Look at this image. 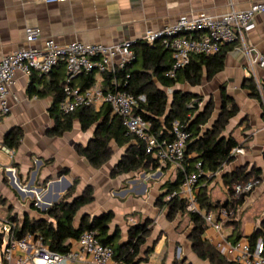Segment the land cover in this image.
I'll list each match as a JSON object with an SVG mask.
<instances>
[{
  "label": "crops",
  "instance_id": "crops-1",
  "mask_svg": "<svg viewBox=\"0 0 264 264\" xmlns=\"http://www.w3.org/2000/svg\"><path fill=\"white\" fill-rule=\"evenodd\" d=\"M258 1L263 0H65L54 3L0 0V59L22 48H42L50 39L61 46L72 42L114 45L137 41L147 30H161L182 16H217L231 7L250 8ZM28 27L41 29V36L33 43L26 40ZM248 48L264 54V13L254 17L253 27L229 50L223 71L211 80L205 77L200 86L184 84L176 88L201 95L205 102L212 97L214 115L217 114L212 121L220 114L223 86L238 105L239 113L230 120L224 134L234 137L241 145L238 148L244 151L236 153L235 159L218 172L201 179L197 193L205 190L212 202L225 203L231 199L224 180L227 174L238 170L239 173L259 170L258 183L238 207L237 216L233 219L240 222L239 230L243 235L240 241L249 242V236L264 224V93L261 99L254 97L245 83L261 81L264 86V68H252ZM36 73H17L8 98L11 110L0 117L1 143L14 128H20L24 133L22 144L15 150L13 158L0 154V197L7 200L8 206L13 205L12 213L20 220L22 213H29L31 218L42 217L38 210L43 211L47 203L53 204L58 195L60 201L74 180L79 179L75 196L82 195L91 186L94 200L79 210L76 226L81 224L84 216L93 218L113 212L111 232L115 233L118 228L121 234L119 242L126 243L130 226L150 219L153 221L152 232L142 249V257L146 258L140 264H174L179 258L188 264H214L209 259H201L195 252L190 237L194 226L189 215L179 214L175 220H170L167 208L159 204V198L167 191L165 184L176 180L178 170L150 166L113 177L114 166L128 150L127 146L119 147L114 141L111 147L116 144L117 154L115 151L102 168H95L77 151V145L90 143L95 127L83 131L81 122L75 120L72 131L63 136L50 134L55 125L49 113L53 97L43 98L29 92L32 76ZM66 73L65 63H60L43 81L36 80L35 85L41 90L48 82ZM93 75L96 80L97 75ZM76 82L79 84L80 78ZM105 106L108 105L94 110L100 111ZM211 125L205 126L204 130ZM63 170L68 174L57 176ZM55 180L59 183L51 186ZM251 180H254V173ZM220 209L223 207L212 212L218 215ZM11 211L3 212L2 216L9 215ZM233 234V225H225L224 235L231 243H234L231 239ZM203 236L215 246L217 234L212 227H207ZM149 249L151 252L148 254ZM220 252L231 261V254Z\"/></svg>",
  "mask_w": 264,
  "mask_h": 264
},
{
  "label": "trees",
  "instance_id": "trees-1",
  "mask_svg": "<svg viewBox=\"0 0 264 264\" xmlns=\"http://www.w3.org/2000/svg\"><path fill=\"white\" fill-rule=\"evenodd\" d=\"M237 41L225 45L218 53L214 55L198 54L192 56L190 63L178 70L174 77L169 76V71L173 68V52L161 43L155 45L137 40L132 49L135 52V59L123 68H117L104 75L103 87L106 90H125L133 93L135 96L144 95L146 100L140 102L136 113L140 114L152 125V131L159 138H171V128L175 121H179L191 134L188 143L185 159V170H179L175 181L167 182V191L159 198V204L167 208L168 218L175 220L179 214H188L193 223V231L190 235L194 250L203 260H210L214 264H238L235 261L226 259L213 244L203 236L208 225L202 215L198 213H189L186 210V201L174 192L181 189L186 174L196 170L198 162L202 163L203 174L200 177L204 179L209 173H216L223 166L235 159L232 154L233 149L241 147L239 142L232 136L225 135V131L230 120L237 116L239 108L236 101L227 93L225 87L221 89V109L218 118L212 122L215 110V102L211 97L207 102L204 97L195 93L186 92L177 89V85L187 84L190 87L202 85L204 78L211 80L216 74L223 71L226 64V56L229 50ZM48 75L38 73L34 74L33 83L29 89L30 93L40 97H53V104L49 109L51 117L55 120L54 127L50 134L63 136L66 132L72 131L75 120H79L83 131L95 127L93 138L87 146L77 145L79 154L85 156L95 168H102L108 163L113 154L111 143L114 141L119 147L127 146L128 150L114 166L111 175L116 177L123 173L163 167L164 170L170 167L153 159L145 151L143 144L135 137L127 135L126 127L123 125L122 118L112 112L110 106L103 107L100 111L92 108H81L74 113L66 114L60 109L61 101L64 97V86L66 76L62 75L48 82L43 89H37L36 80L43 81ZM80 83L75 80V84L82 87H88L95 82L94 75H81ZM77 78V79H78ZM252 95L261 99L262 93L256 83L251 80L245 83ZM171 90V94L168 92ZM264 93V86H263ZM200 104H203L201 107ZM212 123L211 127L204 130L205 126ZM24 133L20 128H14L5 137L4 143L14 150L22 144ZM136 140V141H135ZM254 173V180L260 179V171L240 172L227 174L224 178L229 187L231 199L225 203H214L211 201L208 193L201 190L198 193V201L201 208L208 212L220 207L237 209L241 206L246 197L250 194H242L235 197L234 185L251 181V175ZM68 174L67 170L61 171L57 176ZM199 180V182H200ZM79 179L74 180V184L67 194L58 202L46 209L38 210L42 214L40 218H31L29 213H25L22 220L16 214L11 215V219L19 223L16 230V236L22 237L30 232L42 238L43 242L53 251L59 253H68L72 247L73 241L80 238L86 230H94L98 233L99 240L113 248L115 258L122 260L125 264H140L145 258L142 257L143 246L152 232V220L144 223H137L130 226L129 238L126 243H120V230L117 228L115 233L111 232V223L114 218L113 212L103 213L93 218L84 216L81 218V224L76 226L75 222L79 210L86 204L94 200L93 188L89 186L82 195H76ZM2 202L6 199L0 197ZM0 202L4 205V203ZM35 207V203H32ZM8 209L13 210V205ZM234 227V234L231 239L234 243L243 238L239 230L240 222L233 220L226 223ZM259 238L264 241V224H262L251 236L249 242L255 247ZM151 250H148V254ZM186 263V260H177L174 264ZM191 264V263H190Z\"/></svg>",
  "mask_w": 264,
  "mask_h": 264
},
{
  "label": "built area",
  "instance_id": "built-area-1",
  "mask_svg": "<svg viewBox=\"0 0 264 264\" xmlns=\"http://www.w3.org/2000/svg\"><path fill=\"white\" fill-rule=\"evenodd\" d=\"M47 3L65 0H45ZM264 13V0L253 3L250 8L231 7L221 15L201 14L182 16L175 23L161 30H147L141 41L151 45L161 43L173 52V68L169 76L186 67L192 56L198 54L214 55L225 45L243 39L244 33L253 27L254 17ZM41 36L39 27L26 29V40L35 42ZM136 41H124L114 45L86 44L72 42L58 45L54 40H47L42 48H22L0 59V117L7 115L11 107L8 102L12 94L19 71L28 75L37 72L39 75L50 74L60 63L67 69L64 97L60 109L66 113H74L81 108L99 109L104 105L111 107L112 112L122 118L127 135L140 141L145 151L153 159L162 164L170 165L173 170H185V159L191 134L179 121L171 128V138H159L153 131L149 121L136 113L144 95L135 96L125 90H106L103 87L104 75L117 68H123L135 59L132 49ZM251 55L250 65L264 68V54L248 48ZM96 74L95 82L82 87L75 84L81 75ZM263 93V83L257 81ZM201 107L203 104H200ZM243 148H235L232 154L242 153ZM14 157L15 150L4 142H0V154ZM202 171V163L198 162L196 170L186 174L180 191L173 193L184 199L189 213L202 215L208 227H212L217 238L215 246L220 251L231 254V261L238 264H264V241L260 238L255 247L248 241L231 243L224 235V227L229 220L235 219L238 210L233 208L220 209L218 215L201 208L198 201L197 187ZM213 175V173H209ZM258 181H248L234 185L235 197L251 193ZM0 264H125L115 258L111 246L103 244L97 231L86 230L80 238L73 241L70 251L66 254L51 250L41 237L26 233L16 236L19 223L6 214L0 216ZM181 260V258H179ZM183 264V263H178Z\"/></svg>",
  "mask_w": 264,
  "mask_h": 264
},
{
  "label": "rangeland",
  "instance_id": "rangeland-1",
  "mask_svg": "<svg viewBox=\"0 0 264 264\" xmlns=\"http://www.w3.org/2000/svg\"><path fill=\"white\" fill-rule=\"evenodd\" d=\"M183 88H186V87H183ZM168 92L171 94L172 91L169 90ZM216 115H217V114H215L214 116H216ZM113 146H114L113 151H114V153H115V151H116V154H117L118 149H117V147H116V144L113 143ZM116 157H117V155H116ZM0 202H2V201L0 200ZM2 203H4V205L0 203V216L4 215L3 212H7V213H9V210L6 208V207H8L7 202H6V203H5V202H2ZM32 207H33V205H32ZM12 212H13V211L10 212L9 216H11V215L13 214ZM29 215H30V214H29ZM21 216H22L21 218L23 219V217H24V213H22ZM17 217H18V216H17ZM30 217H31V215H30ZM0 222H1V221H0ZM0 225H1V223H0Z\"/></svg>",
  "mask_w": 264,
  "mask_h": 264
},
{
  "label": "water",
  "instance_id": "water-1",
  "mask_svg": "<svg viewBox=\"0 0 264 264\" xmlns=\"http://www.w3.org/2000/svg\"><path fill=\"white\" fill-rule=\"evenodd\" d=\"M217 119V118H216ZM215 119V120H216ZM214 120V121H215ZM214 121H212V122H214ZM63 179H65V177H63ZM56 183H59V181L58 180H55L54 182H52L51 183V186L53 185V184H56ZM69 186H70V184H69ZM59 198H60V196L58 195L57 197H56V199H55V201H54V203H58L59 201ZM53 203V204H54ZM52 203H47V204H45V207L43 208V211H45L46 209H48L49 207H51L52 205H53Z\"/></svg>",
  "mask_w": 264,
  "mask_h": 264
}]
</instances>
